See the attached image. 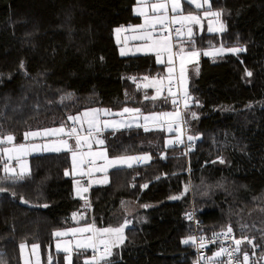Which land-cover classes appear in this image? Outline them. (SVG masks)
Wrapping results in <instances>:
<instances>
[{
	"label": "trees",
	"instance_id": "1",
	"mask_svg": "<svg viewBox=\"0 0 264 264\" xmlns=\"http://www.w3.org/2000/svg\"><path fill=\"white\" fill-rule=\"evenodd\" d=\"M136 4L0 0V138L20 142L26 131L59 125L89 107H174L172 97L157 98L142 83L165 76L166 64L153 54L126 55L116 40L118 29L140 21ZM210 10L220 13V31L186 42L200 52L223 47L214 60L201 57L200 73L187 83L195 145L188 156L183 145L168 146L173 133L163 127L106 132L109 155L145 152L151 160L111 169L109 182L98 185L90 184L85 160L88 221L126 225L125 239L108 259L88 262L85 256L100 252L81 250L72 264H193V242H183L193 237L192 206L200 234L231 228L264 250V0H210ZM185 11L203 10L188 4ZM70 166L68 151L36 154L18 179L5 173L0 153V264H22V243H39L44 264H67L54 243L82 204L66 174Z\"/></svg>",
	"mask_w": 264,
	"mask_h": 264
},
{
	"label": "rangeland",
	"instance_id": "2",
	"mask_svg": "<svg viewBox=\"0 0 264 264\" xmlns=\"http://www.w3.org/2000/svg\"><path fill=\"white\" fill-rule=\"evenodd\" d=\"M184 0H180L181 7L175 12L172 11L171 5L166 4L167 7L160 12L161 17L168 18L169 15L176 18L181 16L195 15L199 16V14L194 13H186L184 10ZM188 1V0H186ZM157 2L163 4V0H157ZM195 2H199L203 5V0H196ZM194 2V3H195ZM172 3V2H171ZM199 9H203V6ZM210 13H217L215 11H211ZM200 17V16H199ZM202 18L206 19L208 24L209 32H217L215 29V23L217 22L219 25V19L215 15L203 14ZM179 25L182 30L185 26L190 27L192 24L185 22L184 24L176 23ZM128 26V25H127ZM212 29L211 31L209 29ZM119 35V33H117ZM183 34H179L176 38V42L179 44L180 48L183 49L181 43H179L180 37ZM116 40L119 41L118 38ZM123 45V44H122ZM178 46V47H179ZM131 53V50L129 51ZM192 53H196V55H192ZM208 55L205 56H213L214 52L207 51ZM133 54V53H131ZM130 54V55H131ZM181 57L175 59L173 56V47L171 52L163 53L157 56V60L160 63L166 64V72L171 69V72H174V77L167 78L166 74L162 77H155L154 80L158 83H166L171 79H176L178 75L181 84L182 91L184 94H187L188 91V79H190L191 75H197L201 70V52L194 51L191 54H186L179 49L178 53ZM215 54H220L215 53ZM135 55V54H133ZM168 56V59L166 58ZM193 56V57H192ZM188 58H192L188 61ZM184 63L182 64V61ZM168 77V76H167ZM188 78V79H187ZM166 80V81H165ZM142 83L149 85H157L154 81L150 79L144 78ZM141 83V84H142ZM150 86V85H149ZM172 92V101L174 103V107L165 110V111H152V112H142L137 108L133 107H124L120 110H112L109 108H100V107H89L79 111L77 113L70 114L68 118L62 120L59 125H51L41 129H32L28 130L24 133L22 141L18 142L15 138L12 141H8L7 138L3 141V146L0 147V153L3 154L4 168L7 165L9 168L13 166L15 169V173L21 172V165H24L27 169V173L30 171V157L36 154L49 153V152H58L51 149L56 147H60V151H68L71 157V166L66 171L67 175L72 176L74 178V192L75 195L78 196L82 204L80 208L71 214V218L76 222L74 227H70V229H61L57 231V233H65L64 235L57 236L55 232V246L57 250L65 251V248L68 249L66 252V262L69 264V259L71 264L73 262V254L76 251H87V250H95L96 248L102 246L105 248L104 251L100 252L97 256L95 255H87L85 256V261L96 262V260H105L112 256L113 250L115 247L120 246L118 235L116 233L107 232L101 233L100 229H116L120 227H98L94 225L91 221H88V213H89V200H88V190L87 186L83 185L84 182L81 181V176L87 174V170L85 168V160H92L93 165L90 168V184L98 185L109 182V171L115 168H123V167H131L135 165H141L148 163L151 160L150 153H137V154H125L119 156H111L108 153L107 148L105 147V134L108 131H116L119 129L130 128V127H143L145 129H152L163 127L167 130L168 133H173V135H169L166 138V144L168 146H172L174 144H179L182 139L181 134V123L180 112L175 103L177 102V93L175 91ZM188 95V94H187ZM186 101L188 97H186ZM187 103V102H186ZM130 109L131 111L125 112L124 109ZM138 110V111H136ZM88 113L87 116L84 114ZM177 113L179 115H177ZM69 117H77L78 119L72 120ZM89 121H92L94 126L92 128L93 135L85 142L82 140L81 145L78 147L76 143V138L67 136L68 124H75L76 132L84 133L86 129H89ZM107 125V126H106ZM63 128V132H55L54 130ZM32 133H39V135H31ZM48 133V134H45ZM88 135L81 134L79 137L83 138ZM103 141V144L96 143V141ZM62 141H67L68 147H64L61 143ZM91 145L89 148L88 145ZM20 146H23L21 149ZM71 149V150H69ZM8 150V151H5ZM73 152L76 153L75 162L73 158ZM95 154V155H92ZM135 157V160H129L128 163L118 164L114 166H109V161L116 160L117 158H129ZM131 164V166H129ZM92 226L97 231H76L73 232V229H84ZM126 227V226H125ZM123 229V237L125 239V234ZM67 235V237H64ZM193 237L189 239V242H193ZM124 242V240H123ZM85 244L90 243L94 245V247L87 248H78L77 244ZM110 252V254H109ZM52 259V258H50ZM21 260L22 264H44L41 246L39 243H22L21 244Z\"/></svg>",
	"mask_w": 264,
	"mask_h": 264
},
{
	"label": "built area",
	"instance_id": "3",
	"mask_svg": "<svg viewBox=\"0 0 264 264\" xmlns=\"http://www.w3.org/2000/svg\"><path fill=\"white\" fill-rule=\"evenodd\" d=\"M168 3L172 2V0H167ZM218 26V24H217ZM179 29V25L172 22V18L169 15V18L165 21V30L164 33L171 37L173 42L175 37L177 36L176 30ZM123 31V27H122ZM124 43V47H125ZM134 51H131L133 53ZM176 46L173 45V54L175 58H179ZM126 55H129L126 52ZM168 88L171 91H175L177 93V108L180 112V123H181V134L182 139L180 141V145L184 147V154L188 156V151L190 146L195 145L194 141H191L188 138V134L192 129V123L187 119L186 116V96L182 91V84L179 76H176V79L171 80L168 84ZM75 128V124L71 123L68 127V133ZM88 130H85V134L88 135ZM79 133L71 135L70 137L77 138ZM3 139L0 138V145L3 144ZM217 161H223L221 157L216 158ZM92 160H86V168H90L92 166ZM83 180L89 179V175L82 178ZM191 220L194 225V233H193V264H264V250L261 249L259 244L254 242L248 236L239 237L234 232L229 231H221L216 232L214 234H210L209 236L200 234L198 230V220L196 217V212L194 207L192 206V210L190 213ZM240 240L241 243L239 245L236 244V241ZM203 244L204 247H200ZM245 246V248H244ZM239 248V251H237ZM105 248L100 246L96 248L93 252L98 254L103 251ZM221 249L227 250L224 254L220 256H216L215 254L220 252ZM245 256H247V260H245Z\"/></svg>",
	"mask_w": 264,
	"mask_h": 264
},
{
	"label": "crops",
	"instance_id": "4",
	"mask_svg": "<svg viewBox=\"0 0 264 264\" xmlns=\"http://www.w3.org/2000/svg\"><path fill=\"white\" fill-rule=\"evenodd\" d=\"M167 3H168L167 0H163V4H167ZM183 3L185 4L183 11H185L186 9L188 10V4L193 6L194 8H196L193 0H188V1L184 0ZM159 4H161V3L157 2V0H142V2H141V0H137V4L135 5L134 9H135V13L140 17V21L136 24H130L128 26L123 27V31H122V29H120V31L117 32V33H119V35H117V33H116V38L119 39V41L118 40L117 41L121 45L122 51L125 54H126V52H128L129 55L131 54V53H129V51L131 50V51H134L133 54H135V55L153 54L156 57L159 56L160 54L171 52L173 45L176 46L178 51L180 49L182 52H184L186 54H191V52L199 51V50H187L186 49V46H187L186 42L188 40L192 39L193 36H195L197 34H201L204 31H207V33H213V32L208 31L207 21L205 18L204 19L202 18L203 14H208L211 12L210 0H208L207 4H205L204 0H203V9H202L203 11L202 12L185 11L186 13L199 14L200 23L199 24H192L190 26L192 29V36L191 37L188 36V28L189 27L185 26L183 30H182V28H180V33L183 34V36L180 37L179 43H181V45L183 46V49L180 48L179 44L176 42V38L178 37V34L175 37V40L173 42L172 38L167 36L164 33L165 21L169 17L168 18H166L164 16L161 17L160 12H163L164 9H156V10L153 9V5H159ZM168 5H171V2L168 3ZM141 13H143V14H141ZM158 18H164V23L163 24L154 23V21L157 20ZM171 18H172V16H171ZM146 19H147L148 23H146ZM141 26H143V27H141ZM215 29H217L218 32L220 31V25L218 24V26H217V22L215 23ZM147 33L151 34V39H140L139 38V37L145 36ZM163 40L168 41L167 45H164L163 43L158 44V45L155 44L156 41H163ZM124 43L126 44L125 47H124ZM150 46H152L154 50L149 51L148 49ZM155 49L160 50L159 55L157 54V50H155ZM166 49H170V50H166ZM220 49L223 50V47H219L218 49L216 48V49H211V50H204L203 52H201V57H209V58L212 57L211 59L214 60L217 57V55H219V54H213L215 57V58H213V56H211V57L205 56V52H207V51H212V52L216 51L217 52V51H220ZM133 54H131V55H133ZM173 56H174V54H173ZM166 58L168 59V56H166ZM175 59H177V58H175ZM191 59L192 58H188V61ZM183 63H184V60L182 61V64ZM168 73L169 74L166 73V80H167V78L174 77V72H171L169 70ZM151 80L154 81L155 83H157L156 86L151 84V86L154 87L156 90V94L158 96L157 98L167 99L168 96L172 97L171 95H173V94H172V92H169L170 90L168 89V86H167L168 84H166V86L164 88L165 90H163L162 88H161L162 89L161 90L158 88L160 83L156 82L154 79H151ZM169 82H166V83H169ZM188 82H189V79H188ZM158 89H159V91H158ZM165 92H166V95H164ZM171 100H172V98H171ZM165 110H168V109H165ZM165 110H160V111H165ZM11 168H14V167L11 166ZM70 219L74 223V225L70 226L72 228L75 226L76 222L72 218H70ZM70 227H67L65 229H70ZM60 230H57V231H60ZM57 231H56V233H57ZM64 237H67V235H65ZM54 246H55V243H54ZM55 250L58 252L59 251L65 252L63 250H57L56 246H55ZM50 261H51V259H50Z\"/></svg>",
	"mask_w": 264,
	"mask_h": 264
},
{
	"label": "snow or ice",
	"instance_id": "5",
	"mask_svg": "<svg viewBox=\"0 0 264 264\" xmlns=\"http://www.w3.org/2000/svg\"><path fill=\"white\" fill-rule=\"evenodd\" d=\"M142 2V0H141ZM193 2H195V0H193ZM204 3L207 4L208 3V0H204ZM203 5L199 2H195V7L196 8H201ZM167 7L166 4H159V5H153V9L156 10V9H165ZM171 7H172V11H176L178 10L180 7H181V4H180V0H172V3H171ZM143 14V13H141ZM208 15H215L217 17H219L220 13H208ZM173 23H181V24H184L185 22H188L189 24H199L200 23V17L199 16H195V15H188V16H181L179 18H176V17H173V20H172ZM146 23H148L147 19H146ZM154 23H159V24H163L164 23V18H158L157 20L154 21ZM143 27V26H141ZM210 31L212 30L211 28L209 29ZM222 30V29H221ZM118 32L120 31V29L117 30ZM177 34L179 35L180 34V30L177 29L176 30ZM188 36L191 37L192 36V29L191 27L188 28ZM140 39H151V34L150 33H147L145 36L143 37H139ZM163 43L164 45H167L168 41L167 40H163V41H156L155 44H161ZM149 51L151 50H154L152 46L149 47L148 49ZM157 50V54L159 55V49H155ZM166 50H170V49H166ZM229 51H232V52H241V51H244L243 48H234V49H230ZM123 54V52H122ZM192 55H196V53H192ZM205 55H208V53H205ZM162 62V61H160ZM171 71V69H170ZM248 75L250 76L251 73H248ZM146 87L148 85H145ZM159 91V89H158ZM125 112H128V111H131L130 109H124ZM138 111V110H136ZM85 116L88 115V113H85L84 114ZM177 115H179L177 113ZM69 119H72V120H76L78 119L77 117H69ZM94 124L92 121H89V130H88V136L86 137H79L77 136V140H76V143H77V146L79 147L81 145V142L82 140L83 141H87L92 135V128H93ZM107 126V125H106ZM55 132H63L64 129L63 128H60V129H57V130H54ZM76 133V129L73 128L71 130V132L68 133L69 136L73 135ZM45 134H48V133H45ZM31 135H39V133H32ZM189 139H191V137H189ZM7 140L8 141H12L13 140V137L12 136H8L7 137ZM63 144L64 147H68L67 145V141H62L61 142ZM96 143H99V144H103V141L100 140V141H96ZM89 148L91 147V145L89 144L88 145ZM20 148L22 149L23 146H20ZM51 150H54V151H60L61 148L60 147H56L54 149H51ZM71 150V149H69ZM5 151H8V150H5ZM92 155H95V154H92ZM75 156H76V153L73 152V158H74V162H75ZM137 158L135 157H129V158H117L116 160H112V161H109V166H114V165H118V164H124V163H128L129 160H135ZM129 166H131V164H129ZM4 171L5 173H15V169H12V168H9L7 165H5V168H4ZM27 174V169L24 165H21V172L20 173H16L15 176L16 178H23L24 175ZM67 174V173H66ZM7 178H12V177H7ZM144 187H147V185H145ZM126 225H123L121 226L120 228H116V229H100L98 231H100L101 233H107V232H112V233H116V234H119L118 235V238H119V241L120 243H123V240H124V237L122 235L123 233V229ZM73 232H76V231H81V232H86V231H97L95 230L92 226H89L88 228H84V229H73L72 230ZM229 232H231V228L228 229ZM65 233H56L57 236H60V235H64ZM185 244L189 243V240H184L183 241ZM241 243L240 240H237L236 241V244L239 245ZM77 247L78 248H87V247H94V245L90 244V243H85V244H77ZM200 247H204L203 244L200 245ZM65 251L67 252L68 249L65 248ZM227 250L225 249H221L220 252L216 253L215 255L216 256H220L222 254H224ZM237 251H239V248H237ZM110 254V252H109ZM245 260H247V256H245ZM69 264H71V261L69 259Z\"/></svg>",
	"mask_w": 264,
	"mask_h": 264
}]
</instances>
